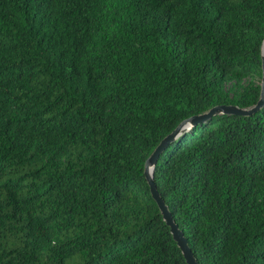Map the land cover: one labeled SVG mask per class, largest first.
<instances>
[{
    "label": "trees",
    "instance_id": "1",
    "mask_svg": "<svg viewBox=\"0 0 264 264\" xmlns=\"http://www.w3.org/2000/svg\"><path fill=\"white\" fill-rule=\"evenodd\" d=\"M264 0H0V264H264Z\"/></svg>",
    "mask_w": 264,
    "mask_h": 264
},
{
    "label": "water",
    "instance_id": "2",
    "mask_svg": "<svg viewBox=\"0 0 264 264\" xmlns=\"http://www.w3.org/2000/svg\"><path fill=\"white\" fill-rule=\"evenodd\" d=\"M261 55H262V76L260 81V98L250 108H240L237 105L230 106L237 111L252 113L256 109H258L264 102V39L261 46ZM185 123L186 120L181 121L159 141V143L155 146L153 151L145 160L144 173L150 187L151 195L157 202L160 211L162 213L163 219L169 225L172 236L177 242V245L180 247L187 264H198L190 246L188 245L187 238L183 234L182 230L178 227L177 223L173 220L171 216V212L169 211L167 205L160 196L152 177L153 165L155 164L157 157L162 152L163 148L174 138L176 133L183 127Z\"/></svg>",
    "mask_w": 264,
    "mask_h": 264
},
{
    "label": "rangeland",
    "instance_id": "3",
    "mask_svg": "<svg viewBox=\"0 0 264 264\" xmlns=\"http://www.w3.org/2000/svg\"><path fill=\"white\" fill-rule=\"evenodd\" d=\"M255 80H256V81H258V80H260V81H261V78L259 79V77H255Z\"/></svg>",
    "mask_w": 264,
    "mask_h": 264
}]
</instances>
